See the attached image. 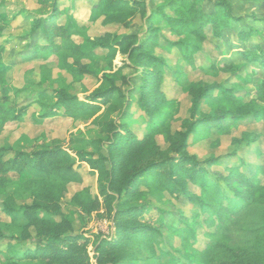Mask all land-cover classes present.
Instances as JSON below:
<instances>
[{"label": "trees", "instance_id": "obj_1", "mask_svg": "<svg viewBox=\"0 0 264 264\" xmlns=\"http://www.w3.org/2000/svg\"><path fill=\"white\" fill-rule=\"evenodd\" d=\"M60 1L38 0L42 6L53 9L48 16L37 18L32 26L31 35L43 32L48 40L47 45L37 49L36 57L40 52H57L62 70L79 81L87 75H97L93 66L81 62L83 57L94 59L97 48L106 52L105 58L111 65L117 56H125L131 61L134 72L124 75L122 67L106 72L103 81L107 83L84 98L68 92V85H73L74 81L68 82L62 75L54 78L50 72L48 87L34 99L44 111L42 117L56 116L59 109H63L66 117L96 123L106 138L98 140L95 151L76 150L74 156L54 142L36 146L31 152L0 145V212L16 225L21 217L26 220L21 227L20 240L35 239L36 248H25L23 257L29 259V264H92L89 239L74 232L73 221L46 215L58 214L64 200L85 213L103 210L102 217L115 219V234L99 240L95 248L97 264L134 261L180 264L181 259L183 264H264V182L257 173L236 172V166L227 167V174L211 172L207 164H216L219 158H209L203 163L187 150L196 135L210 136L213 129L227 135L230 127L237 126L239 121H259L264 117V78L255 83V98L243 102L241 96L244 90L241 71L250 64L264 69V49L260 43L240 52L245 60L243 64L225 63L220 67L217 60L210 64L212 71L231 73L235 78L231 84L203 79L184 81L187 73L180 68L183 59L187 65L198 68L196 56L209 41L205 34L208 24L212 26L211 32L220 37L225 29L239 23L241 16L235 15L227 0L215 2L209 12L203 7L206 0H161L150 14L147 11L151 0H96L91 8L94 22L102 19L105 26L129 27L141 14L146 17V31L143 36L138 32L108 31L88 38L89 44L83 46L72 41L68 28L57 24L61 15ZM158 21L163 24H157ZM3 32L0 24V36ZM253 33V28L240 30L239 41H249ZM58 37L60 43L57 44ZM160 38L163 39L161 44ZM214 47L218 54L222 53V46ZM156 48H161L162 53L158 54ZM174 51L178 57L171 65L169 56ZM4 53L5 46L0 45V63ZM168 70L175 83L190 96L191 104L181 120L178 118L180 102L169 97L162 86ZM247 74L248 81H252L251 73ZM57 83L63 85L61 90L55 89ZM104 85L109 88L103 89ZM30 87L18 88L7 83L4 77L0 78V135L6 124L18 122L34 104L18 101ZM55 95L58 99L54 102L52 96ZM215 97L218 99L216 107L212 112H204L206 103ZM119 98L123 101L120 108L115 101ZM48 99H52L51 103H44ZM104 106H108L110 114H115L99 121L94 116ZM135 107L142 111L138 113L145 125L142 137L131 129L137 121V118L130 121L137 114ZM176 121H181L180 127L173 130ZM158 136H163L168 144L166 148L159 144ZM257 137L252 138V134L244 131L234 143H243L246 139L250 143ZM214 141V144L219 143L220 138ZM84 163L97 173L99 192L93 194L86 186L67 200L68 185L80 181L78 167ZM15 175L19 181L13 180ZM189 183L200 188L201 194L192 192ZM147 191L157 193L164 203L174 204V200H180L196 205L197 210L191 218L182 213L176 223L141 219L153 206L151 200L141 202V198L149 194ZM29 192L30 203L20 204L17 197ZM202 213L205 214L203 221ZM203 222L214 231L206 234L209 242L198 250L195 246L198 227ZM161 228L166 229L170 250H162L157 244ZM175 239L179 240V245ZM7 249L12 256L21 254L14 244H9Z\"/></svg>", "mask_w": 264, "mask_h": 264}, {"label": "rangeland", "instance_id": "obj_2", "mask_svg": "<svg viewBox=\"0 0 264 264\" xmlns=\"http://www.w3.org/2000/svg\"><path fill=\"white\" fill-rule=\"evenodd\" d=\"M96 0H61L59 10L61 15L57 19V24L65 26L71 35V39L74 43L87 46L88 40L93 37H97L106 32H115L118 34H124L127 32H138L143 36L146 31L147 22L146 17L139 14L137 15L131 25H109L105 26L102 23V19L93 21L91 8ZM219 0H206L203 7L206 11H211L214 3ZM234 8L236 16H241L242 20L236 23L230 29H225L220 37H216L211 32L212 26L210 24L205 28V34L209 37V41L204 43L203 51L196 56V66L194 69L190 65L186 64V61L180 60L181 69H184L187 73L185 80H198L203 79L207 81H222L231 84L234 81V77L231 73H225L220 71L217 73L209 67L210 64L217 60L219 66H223L225 63H238L243 64L245 60L240 55V52L252 47L253 44L260 43L264 49V0H227ZM161 3V0H155L149 2V9L147 14L151 13V10L156 4ZM52 6H42L38 0H0V24L4 27L3 35L0 36V45L5 46L4 60L0 63V78H5L7 83H10L18 88L31 86L30 91H26L19 98L18 101L22 104L34 103V99L39 92L48 87L47 74H50L56 78L58 76H65L64 80L68 82L74 81V78L66 70L63 69L62 61L57 52H40V56L36 57V51L39 47L48 44L46 35L43 32L36 33L34 36L32 33V26L37 18L48 16L52 12ZM162 25L161 21L156 22ZM254 29L252 37L247 42H240L238 32L240 30ZM33 36V37H32ZM89 38V39H88ZM160 44L163 43V39H159ZM56 43H60V38H56ZM219 45L223 47L221 54L216 52L214 46ZM236 47H233V46ZM89 47V46H88ZM90 48V47H89ZM96 51L94 59L90 57H83L82 64H89L93 66L97 75H87L81 80H76L73 85H68L69 93L78 95L84 98L96 87L107 83L103 81L104 75L109 71H118L121 67L124 75H133L134 68L130 65L131 61L125 56H117L113 65L109 64L105 58L106 52L102 49H95ZM158 54L162 53L161 48H156ZM177 51L169 56V62L174 65L177 60ZM126 64L129 66L127 67ZM4 70H6L5 75ZM251 73L252 81H248V74ZM243 79L241 85L244 90L241 91L243 102H248L255 96L256 87L255 83L259 79L264 78V69L260 68L258 64H250L247 69L241 71ZM49 76V75H48ZM98 76V77H97ZM171 71L168 70L165 74V82L162 85L163 89L168 92L169 97L175 98L180 102V112L178 118L181 120L187 114V110L190 106V96L185 93L174 81ZM32 82L36 84L31 85ZM121 81L117 83L120 84ZM63 85L56 84L55 89L61 90ZM86 88V90H85ZM109 88L104 85L103 89ZM219 97V96H218ZM53 101H57L58 96H52ZM212 102L206 103L204 106V112H212L216 107L218 99L215 97ZM255 98V97H254ZM52 99L44 100V103L50 104ZM117 105L121 106L122 99L115 100ZM136 115L130 118L132 121L137 118L131 129L139 136L142 137L145 131V125L141 118H138V113H141L137 107L134 108ZM42 107L34 103L24 113L22 118L18 122H11L6 124V127L0 135V145L9 146L14 150H24L31 152L36 146L52 145L53 142L63 146L65 149L70 150L75 156L76 150H85L93 152L96 150L98 140L106 138L104 134L99 131V127L96 123L85 120L82 118H70L63 115V109H59V114L53 117H42ZM115 113L110 114L108 106H104L94 118H98L99 121H104L110 116H114ZM181 121H176L173 125V130L180 127ZM248 132L258 137L256 140L249 143L244 140L243 143H234V139L242 135V132ZM222 133L216 129H213L210 136L193 137L190 140L188 152L195 155L198 160L205 163L209 158H219L216 164H207L208 169L211 172H218L219 174H227V167H237L236 172L242 171L246 174H256L258 178L264 182V117L259 121L254 119H247L239 121L237 126L230 127V131L227 135H221ZM221 135V136H220ZM220 138L219 143H215L214 140ZM157 140L159 144L166 148L168 144L165 142L163 136H158ZM250 145V146H247ZM13 151V150H12ZM80 173V181L73 182L68 185V192L66 199L77 191L88 186L91 188L93 194H98L99 188L97 183V173L90 169L87 164H81L78 167ZM14 181H19L17 175L13 177ZM189 188L197 195L201 194V189L197 186L189 183ZM148 195L141 198V202L145 203L151 200V211L144 213L141 219L150 220L156 222L160 219H165V222L172 221L177 222L178 216L184 215L191 218L193 213L197 210L196 205H192L188 202L174 200V204L164 203L162 198L157 193L147 191ZM154 192V191H153ZM167 197H169L167 195ZM2 195H0V199ZM20 204L30 203L31 193H24L17 197ZM103 210L94 211L91 214L85 213L79 207H72L66 201L61 202V210L58 214H46L51 218L71 219L73 221L74 232L76 234H83L89 239V251L92 256V264H97L95 256V248L99 243V240L103 238H110L115 234L116 221L108 217H102ZM205 214L200 215V219L203 221ZM26 224L24 218H20L18 224H14L10 221V218L0 212V264H12L13 261H17V264H29V259L24 258L22 252L25 248H31L34 250L36 244L33 238L20 240L21 227ZM161 235L157 237V244L162 250H170V241L167 237L165 228H161ZM214 231V228L207 226L204 222L198 227V241L195 244L198 250H202L209 242L207 233ZM176 244H180L178 239H175ZM169 241V243H168ZM9 244L16 245L21 254L12 256L7 247ZM181 259L180 264H183ZM36 264V262H34ZM130 264H145L142 261H134ZM147 264H153L148 262Z\"/></svg>", "mask_w": 264, "mask_h": 264}]
</instances>
